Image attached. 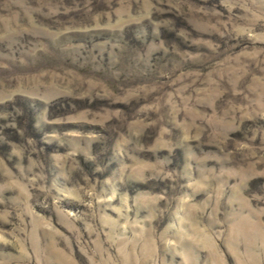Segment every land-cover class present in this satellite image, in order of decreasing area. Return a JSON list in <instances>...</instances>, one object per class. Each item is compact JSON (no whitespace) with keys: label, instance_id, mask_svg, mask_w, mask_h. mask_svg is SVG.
I'll return each instance as SVG.
<instances>
[{"label":"rangeland","instance_id":"374dc122","mask_svg":"<svg viewBox=\"0 0 264 264\" xmlns=\"http://www.w3.org/2000/svg\"><path fill=\"white\" fill-rule=\"evenodd\" d=\"M0 264H264V0H0Z\"/></svg>","mask_w":264,"mask_h":264}]
</instances>
